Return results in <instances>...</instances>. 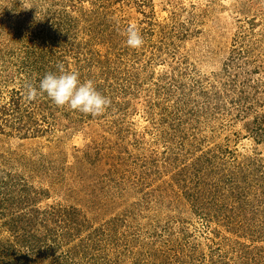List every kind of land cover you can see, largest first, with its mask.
Masks as SVG:
<instances>
[{"label":"rangeland","instance_id":"1","mask_svg":"<svg viewBox=\"0 0 264 264\" xmlns=\"http://www.w3.org/2000/svg\"><path fill=\"white\" fill-rule=\"evenodd\" d=\"M0 264H264V0H0Z\"/></svg>","mask_w":264,"mask_h":264},{"label":"clouds","instance_id":"2","mask_svg":"<svg viewBox=\"0 0 264 264\" xmlns=\"http://www.w3.org/2000/svg\"><path fill=\"white\" fill-rule=\"evenodd\" d=\"M125 43L132 49L141 48L145 41L135 25L124 31ZM56 72H47L38 85H25V99L29 102L38 96L46 95L58 108L70 109L93 118L102 116L111 106V99L102 94L92 80L82 81L76 71L65 68L63 63L56 65Z\"/></svg>","mask_w":264,"mask_h":264},{"label":"trees","instance_id":"3","mask_svg":"<svg viewBox=\"0 0 264 264\" xmlns=\"http://www.w3.org/2000/svg\"><path fill=\"white\" fill-rule=\"evenodd\" d=\"M20 99H21V97H20ZM16 103H17L18 107L21 106V105H19L18 101H16ZM11 110H12L11 113H12V115H14V116H17L16 113L20 111V109H11ZM16 110H17V111H16ZM5 111H10V109H6V108H5ZM27 112L29 113V111H27ZM21 117H22V116H19L18 118H19L20 120H22Z\"/></svg>","mask_w":264,"mask_h":264}]
</instances>
